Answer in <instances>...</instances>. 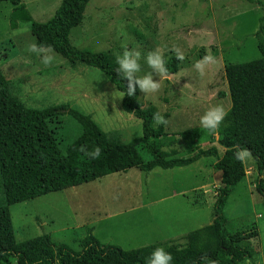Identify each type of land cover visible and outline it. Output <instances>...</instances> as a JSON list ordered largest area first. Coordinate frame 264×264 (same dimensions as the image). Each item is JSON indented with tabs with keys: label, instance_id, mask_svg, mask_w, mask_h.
<instances>
[{
	"label": "rangeland",
	"instance_id": "obj_1",
	"mask_svg": "<svg viewBox=\"0 0 264 264\" xmlns=\"http://www.w3.org/2000/svg\"><path fill=\"white\" fill-rule=\"evenodd\" d=\"M20 1L32 20L45 23L62 0ZM15 8L10 1L0 6V67L16 97L33 108H76L104 133H114L125 143L140 137L141 122L122 110L121 93L102 73L83 66L73 68L48 50L28 51L35 40L26 18L9 22ZM259 39L264 44V0H91L81 25L69 37L74 47L94 52L131 44L136 50L148 43L163 60L176 56L173 48L183 53L177 74L164 77L141 67L139 75L150 72L159 88L141 90L139 98L144 105L170 115L167 134L194 130L189 139H175L173 148L184 157L211 146L223 152L217 132L228 124L224 119L231 107L225 65L258 59ZM46 54L53 57L47 66L41 62ZM205 56L211 59L198 72L193 65ZM218 104L226 115L212 132L200 126V116ZM65 118L64 129L59 130L63 136L74 129ZM242 163L245 180L234 187L223 216L229 232L251 230L256 225L258 236L245 244L255 264H264V206L255 190L258 166L251 155ZM213 164V159L203 158L186 167L155 168L148 173L133 168L11 205L15 241L48 235L53 242L79 251L80 241L91 230L101 244L125 251L165 241L183 244L184 236L213 221L221 180Z\"/></svg>",
	"mask_w": 264,
	"mask_h": 264
},
{
	"label": "trees",
	"instance_id": "obj_2",
	"mask_svg": "<svg viewBox=\"0 0 264 264\" xmlns=\"http://www.w3.org/2000/svg\"><path fill=\"white\" fill-rule=\"evenodd\" d=\"M9 1L17 7L11 11L9 22L26 18L37 46H43L73 68L97 70L118 92L126 93L127 80L115 72V57L125 47L132 49L133 44L94 52L74 47L69 41L91 0H62L45 23L32 20L20 0H0V6ZM136 50L141 53V67H148L144 56L154 47L146 43ZM258 50L260 57L256 60L225 65L231 107L224 119L228 124L217 132V144L223 152L211 146L187 157L179 156L173 145L176 137L189 139L194 130L167 134L166 124H156L152 119L153 113L159 112L156 107L140 100L139 88L134 95L121 98L122 110L141 122V136L125 143L114 133H104L89 115L68 105L28 107L16 97L0 67V264H146L158 246L171 253V264H255L245 241L258 236L256 225L251 230L229 232L223 209L234 187L246 177L245 165L234 155L239 149H247L258 166L255 190L264 206V44L260 39ZM164 66V77L177 74L182 68L176 56L164 60ZM160 114L166 120L170 117L167 112ZM63 117L74 124L67 136L59 132L64 129ZM95 148L100 151L93 158L89 154ZM203 158L213 159V169L221 173L214 218L210 225L184 236L183 244L165 241L125 251L101 244L91 230L80 241L79 251L53 242L48 235L15 241L11 205L133 168L148 173L155 168L186 167Z\"/></svg>",
	"mask_w": 264,
	"mask_h": 264
},
{
	"label": "clouds",
	"instance_id": "obj_3",
	"mask_svg": "<svg viewBox=\"0 0 264 264\" xmlns=\"http://www.w3.org/2000/svg\"><path fill=\"white\" fill-rule=\"evenodd\" d=\"M28 51L33 53L38 51L45 52V49L43 46H37L35 43H32L28 45ZM171 51L175 53L177 60L184 59L183 53L180 52L179 49L173 48ZM52 59L53 57L51 55L46 54L41 57V62L47 66ZM115 59L118 65L115 72L118 73V75H122V78H126L127 80L126 93H122L121 97L124 95H134L137 88L143 92L156 91L159 88V81H154L150 72L139 75L141 71V53L139 51L125 47L119 54L116 55ZM210 59V57L205 56L201 60L196 61L193 67L198 72H201L203 64ZM144 62L149 68L153 69L158 74H166L167 72V69L164 66L163 57L158 50H153L145 54ZM225 115L226 111L222 105L218 104L210 107L200 116V126L214 132L219 127L220 122L223 120ZM152 119L156 124L167 123L165 117L159 112L153 113ZM99 151V148H95L89 155L95 158L99 155ZM234 155L236 159L243 160L250 155V152L247 149H239L234 153ZM171 261V253L165 251L163 247L158 246L150 253L146 264H171ZM211 264H215V262L212 261Z\"/></svg>",
	"mask_w": 264,
	"mask_h": 264
},
{
	"label": "crops",
	"instance_id": "obj_4",
	"mask_svg": "<svg viewBox=\"0 0 264 264\" xmlns=\"http://www.w3.org/2000/svg\"><path fill=\"white\" fill-rule=\"evenodd\" d=\"M217 177H219V179H221V173L220 172H217ZM179 194H181V193H179ZM165 198H166L165 196L162 197V199H165Z\"/></svg>",
	"mask_w": 264,
	"mask_h": 264
}]
</instances>
